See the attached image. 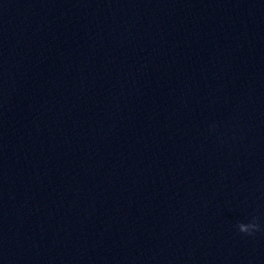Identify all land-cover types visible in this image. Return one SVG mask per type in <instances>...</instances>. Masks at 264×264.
Returning a JSON list of instances; mask_svg holds the SVG:
<instances>
[{"label": "water", "instance_id": "95a60500", "mask_svg": "<svg viewBox=\"0 0 264 264\" xmlns=\"http://www.w3.org/2000/svg\"><path fill=\"white\" fill-rule=\"evenodd\" d=\"M0 264H264V0H0Z\"/></svg>", "mask_w": 264, "mask_h": 264}]
</instances>
